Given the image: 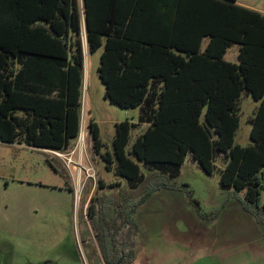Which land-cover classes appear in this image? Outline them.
Wrapping results in <instances>:
<instances>
[{
	"label": "trees",
	"instance_id": "trees-1",
	"mask_svg": "<svg viewBox=\"0 0 264 264\" xmlns=\"http://www.w3.org/2000/svg\"><path fill=\"white\" fill-rule=\"evenodd\" d=\"M236 1L83 0L81 7L78 0H0V142L63 151L77 140L82 17L89 52L103 49L105 100L140 108L139 122L147 124L129 152L136 124H116L113 155L102 154L108 170L142 191L123 200L91 197L86 216L104 264L134 263L137 211L174 186L188 155L208 175L216 157H226L220 187L264 238V14ZM234 44L238 63L225 60ZM243 93L259 102L246 147L235 144ZM88 127L100 154L99 127ZM141 165L156 174L144 179ZM117 187L98 182L100 190Z\"/></svg>",
	"mask_w": 264,
	"mask_h": 264
},
{
	"label": "rangeland",
	"instance_id": "rangeland-1",
	"mask_svg": "<svg viewBox=\"0 0 264 264\" xmlns=\"http://www.w3.org/2000/svg\"><path fill=\"white\" fill-rule=\"evenodd\" d=\"M102 52L100 49L87 54L81 100L80 133L86 137L83 159L74 152L76 140L63 151L0 142V264H86L95 251L92 232L88 248L81 241L89 223L86 212L91 197L123 200L142 195L141 189L131 190L125 178L108 170L102 158V154L113 155L116 124L125 121L136 124L131 130L128 152L147 129V124L139 122L140 108L123 109L105 100V87L98 74ZM238 54L239 46L234 44L228 48L225 60L238 63ZM258 105L246 93L241 95L236 145L246 147L253 143L250 120ZM90 121L100 130L103 145L100 154L93 146ZM226 161L219 154L215 159L216 169L208 175L188 155L179 176L172 181L174 186L155 192L138 209L139 227L155 236V247L167 246V251L177 249L179 253L191 248L192 254L204 256L207 247L222 245L230 254V264H256L248 250L256 245L262 231L236 198L222 191L220 171ZM141 170L144 179L156 174L142 165ZM99 180L104 185L120 187L100 190ZM72 184L77 188L75 191L70 189ZM261 205H264V191ZM238 254L240 259H234ZM154 258L157 264V256Z\"/></svg>",
	"mask_w": 264,
	"mask_h": 264
},
{
	"label": "crops",
	"instance_id": "crops-1",
	"mask_svg": "<svg viewBox=\"0 0 264 264\" xmlns=\"http://www.w3.org/2000/svg\"><path fill=\"white\" fill-rule=\"evenodd\" d=\"M79 1V0H78ZM79 4L83 5V0L79 1ZM236 4L241 7L248 8L257 12L264 14V0H237ZM83 53H84V81H85V67L87 54H89L88 44H83ZM41 149V148H40ZM70 189L76 190L75 185H69ZM87 229L83 234L81 239L82 244L87 248L90 245L89 233H91V227L89 223L86 224ZM147 226V225H146ZM150 231L146 229V232H143L140 228V235L136 240V259L133 264H154L153 259L157 256V264H230L229 260L231 259L230 254L225 252L223 246L221 248L216 247H207L206 254L204 256H198L197 254H192L193 250L190 248L185 253H179L177 249L173 251L170 249L167 251V246L163 248L162 246H156L155 236L149 233ZM159 238V237H158ZM96 238H94L95 251L91 252L90 262L86 264H104L96 243ZM160 241H157L159 243ZM164 243L165 242H160ZM256 245L249 247L248 253L251 256V259L255 261L256 264H264V238L262 235L256 240ZM158 245V244H157ZM176 251V252H175ZM156 255V256H155ZM238 255H234V259H240ZM232 257V259H233Z\"/></svg>",
	"mask_w": 264,
	"mask_h": 264
},
{
	"label": "built area",
	"instance_id": "built-area-1",
	"mask_svg": "<svg viewBox=\"0 0 264 264\" xmlns=\"http://www.w3.org/2000/svg\"><path fill=\"white\" fill-rule=\"evenodd\" d=\"M81 39H82V44H84V45H85V43L88 44L87 43V34H86V25H85V20L83 17H82V25H81ZM85 145H86V137H85V134L81 131V133L79 134V136L76 140V148L74 150V152H78V157L80 159H83L84 155H86V150H85L86 146ZM68 161L72 162L71 159H69Z\"/></svg>",
	"mask_w": 264,
	"mask_h": 264
},
{
	"label": "water",
	"instance_id": "water-1",
	"mask_svg": "<svg viewBox=\"0 0 264 264\" xmlns=\"http://www.w3.org/2000/svg\"><path fill=\"white\" fill-rule=\"evenodd\" d=\"M44 150H48V149H44ZM122 263V259H120V261L117 264H121Z\"/></svg>",
	"mask_w": 264,
	"mask_h": 264
}]
</instances>
